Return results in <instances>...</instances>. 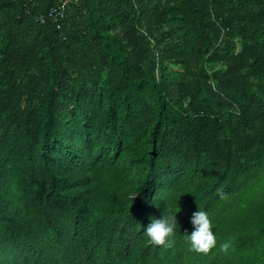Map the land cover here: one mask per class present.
<instances>
[{
	"label": "trees",
	"instance_id": "trees-1",
	"mask_svg": "<svg viewBox=\"0 0 264 264\" xmlns=\"http://www.w3.org/2000/svg\"><path fill=\"white\" fill-rule=\"evenodd\" d=\"M62 1L0 0V264H264V0Z\"/></svg>",
	"mask_w": 264,
	"mask_h": 264
},
{
	"label": "clouds",
	"instance_id": "clouds-1",
	"mask_svg": "<svg viewBox=\"0 0 264 264\" xmlns=\"http://www.w3.org/2000/svg\"><path fill=\"white\" fill-rule=\"evenodd\" d=\"M221 198H227L226 194L221 193ZM191 224L193 231L191 234H185L184 238L189 244V251L197 254L207 255L217 246V237L213 231V224L206 211L199 210L192 213ZM178 226L177 212L163 215L162 219L151 218V222L147 225L144 233L149 242L154 246L171 247L170 238L175 237ZM230 242L225 241L220 244L222 251L227 252Z\"/></svg>",
	"mask_w": 264,
	"mask_h": 264
},
{
	"label": "built area",
	"instance_id": "built-area-1",
	"mask_svg": "<svg viewBox=\"0 0 264 264\" xmlns=\"http://www.w3.org/2000/svg\"><path fill=\"white\" fill-rule=\"evenodd\" d=\"M69 1L70 0H63L60 5H55L54 8H52L51 13L55 14V19H58V17L62 18L64 16V8Z\"/></svg>",
	"mask_w": 264,
	"mask_h": 264
}]
</instances>
